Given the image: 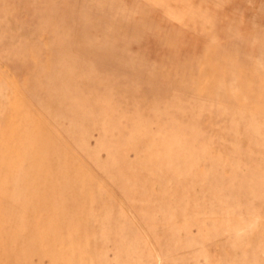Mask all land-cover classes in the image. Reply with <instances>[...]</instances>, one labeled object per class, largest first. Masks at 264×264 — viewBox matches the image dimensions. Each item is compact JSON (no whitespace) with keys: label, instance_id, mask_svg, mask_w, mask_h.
Returning a JSON list of instances; mask_svg holds the SVG:
<instances>
[{"label":"rangeland","instance_id":"rangeland-1","mask_svg":"<svg viewBox=\"0 0 264 264\" xmlns=\"http://www.w3.org/2000/svg\"><path fill=\"white\" fill-rule=\"evenodd\" d=\"M0 264H264V0H0Z\"/></svg>","mask_w":264,"mask_h":264}]
</instances>
